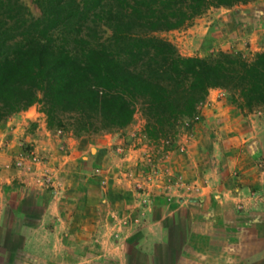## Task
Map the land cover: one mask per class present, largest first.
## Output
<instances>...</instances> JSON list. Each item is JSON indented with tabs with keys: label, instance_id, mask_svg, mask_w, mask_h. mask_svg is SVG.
Segmentation results:
<instances>
[{
	"label": "crops",
	"instance_id": "crops-1",
	"mask_svg": "<svg viewBox=\"0 0 264 264\" xmlns=\"http://www.w3.org/2000/svg\"><path fill=\"white\" fill-rule=\"evenodd\" d=\"M224 92L209 91L207 104L196 113L200 121L178 138L188 154L172 152L164 168L198 184L196 188L166 192L162 181L141 179L147 170L142 175V165L136 166L143 161V147L126 144L137 130L134 124L91 139L76 137L49 128L32 106L1 122L2 195L12 174L28 185L50 188V200L32 236L52 241L51 253L71 231L86 244L99 242V258L120 264H135L131 253L140 256L138 264H207L215 252L199 245L208 234L222 233L233 223L239 229L235 243L242 258L247 253V264H264V249L249 252L260 242V233L246 231V218H264V107L241 111L229 104ZM23 146L33 156L21 155ZM11 151L20 153L16 158L21 155L24 167L10 169ZM224 153L229 164L223 167ZM139 183L143 191L137 190ZM246 232L257 237L249 235L254 239L246 243ZM224 255L229 257L228 252Z\"/></svg>",
	"mask_w": 264,
	"mask_h": 264
},
{
	"label": "trees",
	"instance_id": "trees-1",
	"mask_svg": "<svg viewBox=\"0 0 264 264\" xmlns=\"http://www.w3.org/2000/svg\"><path fill=\"white\" fill-rule=\"evenodd\" d=\"M255 0H0V123L34 105L73 135L126 128L137 112L157 141L196 115L211 89L245 112L264 107V51L183 57L157 33L211 8Z\"/></svg>",
	"mask_w": 264,
	"mask_h": 264
},
{
	"label": "rangeland",
	"instance_id": "rangeland-1",
	"mask_svg": "<svg viewBox=\"0 0 264 264\" xmlns=\"http://www.w3.org/2000/svg\"><path fill=\"white\" fill-rule=\"evenodd\" d=\"M19 1L28 9L31 16H39L35 0ZM157 36L169 41L183 57L213 59L220 53H230L252 59L256 53L264 51V0H255L233 7L211 8L200 17L194 19L191 25L181 29L157 33ZM224 93L229 104L235 106L228 93ZM207 98L208 96L198 106L197 113L207 104ZM34 106L39 110L38 106ZM199 121V119L195 120L194 116L184 119L178 124L172 136L153 141L146 137L144 133L145 118L141 112H137L129 124H134L137 130L133 135L129 136L131 140L126 143L127 145L135 146V149L140 146L143 147V161L139 162L136 168L142 165L140 168L142 175L146 173V170L149 173L153 166L157 167V169L155 168L156 170L162 171L169 161V156L167 159L161 157L162 152L168 150L169 154L172 152L188 154V152H185L184 145L178 143V138L184 130L192 129L195 123ZM103 134L105 133L74 136L91 139ZM135 138L140 140L135 142V145H131ZM179 146H183V150H180ZM22 149L21 155H28L32 152L27 146H23ZM11 152L12 159L8 163L10 169L24 167V163L21 167L18 164L19 160H21V155L16 158L20 153ZM119 153L122 154L123 151L120 150ZM228 156V153H224V157L221 160L222 166H226L225 163L229 164ZM148 157L151 159L150 162L147 160ZM205 160L203 164L208 165L209 163L207 162L209 160ZM169 172L172 178L177 179L178 175L171 169ZM181 181V185L184 187L193 186L196 188L198 185L191 183L185 177H182ZM7 183L4 195H2V185L0 184V264H120L116 259L99 258V242L86 244L83 242L81 235L76 237V234L71 231L64 234L63 240L59 243V247L54 253L49 252L48 247L52 245V241H43V239L32 236V233L38 227V220L50 200L51 195L48 191L50 188L39 187L34 183L28 185L13 174ZM207 183L208 180L204 179L203 186H206ZM141 186L142 183L136 184L137 190L143 191L144 188ZM224 186L229 185L227 183ZM3 200L5 208H2ZM240 210L242 209L240 208ZM230 213L235 215L234 211ZM260 218L256 215L252 216L251 219L246 218V231L250 228L254 232L260 233L261 238L260 242L249 249V252L264 249V218ZM238 230L236 225L231 223L228 229H224L222 233L213 232L207 235L206 242L201 247L199 245L198 248L215 252L210 258L206 259L207 264L248 263L250 260L247 257L248 254L246 253V259L242 258L240 248L235 243L238 236H240ZM256 233L252 235L246 232V236H248L246 237V243L257 237ZM26 235H28V240H26ZM249 235L254 237L249 238ZM228 242H234L235 244L229 247L227 245ZM226 252H228L229 257H225L224 254ZM131 254V256L135 257V264H138L140 256L136 255V253Z\"/></svg>",
	"mask_w": 264,
	"mask_h": 264
},
{
	"label": "built area",
	"instance_id": "built-area-1",
	"mask_svg": "<svg viewBox=\"0 0 264 264\" xmlns=\"http://www.w3.org/2000/svg\"><path fill=\"white\" fill-rule=\"evenodd\" d=\"M195 120H197L199 117L196 115H194ZM179 149L183 150V146H179ZM29 156H33V153L30 152ZM169 156V151L166 150L164 152H162L161 157L163 159H167ZM149 162L151 161V159L148 157L147 159ZM24 163V160L21 158V160H19L18 164L19 167H21ZM157 167L153 166L152 169L150 170L149 173L145 174L146 176H143L142 178L144 179L145 183H152V182H163L162 187L165 189L166 192L172 191L174 189H180L182 187H184L183 185H181L182 181V176H178L177 179L176 178H172V176L170 175V172H168L166 169L164 170H156ZM95 175L99 176L100 175V170L96 169L95 171ZM140 187V186H139ZM143 188V184L141 186Z\"/></svg>",
	"mask_w": 264,
	"mask_h": 264
}]
</instances>
